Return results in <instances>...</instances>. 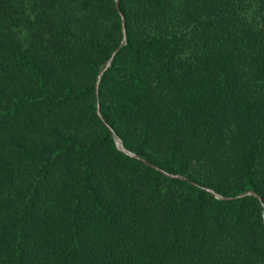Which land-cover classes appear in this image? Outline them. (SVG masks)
Instances as JSON below:
<instances>
[{
	"label": "trees",
	"instance_id": "1",
	"mask_svg": "<svg viewBox=\"0 0 264 264\" xmlns=\"http://www.w3.org/2000/svg\"><path fill=\"white\" fill-rule=\"evenodd\" d=\"M117 7L0 0V264H264V0Z\"/></svg>",
	"mask_w": 264,
	"mask_h": 264
},
{
	"label": "water",
	"instance_id": "2",
	"mask_svg": "<svg viewBox=\"0 0 264 264\" xmlns=\"http://www.w3.org/2000/svg\"><path fill=\"white\" fill-rule=\"evenodd\" d=\"M114 4H115V8H116V10H117V12H118V14H119V16H120L121 39H120V41H119L117 47L111 52L110 57L106 60L104 66L102 67L101 70H99V72H98V74H97V76H96V81H95V93H96V90H97L98 81H99V78H100V75H101L102 71H103V70L109 65L112 56H113L114 53L119 49V47H121V46L124 44V41H125V38H124V20H123V17H122V15H121V13L118 11L117 0H114ZM96 114L98 115V117L101 118L100 113H99L97 107H96ZM111 133H112V138H113V142H114L115 147H116L119 151H121L122 153H124L125 155H127V156H129V157H133V158H135V159H137V160H140L141 162H143V163L146 164V165H150V166L153 167L154 169L160 171V172H161L163 175H165V176H168V177H175V178H184L183 176H181V175H179V174H170V173H167V172L161 170L160 168H158V167H156V166H154V165L149 164L145 159L141 158V157L138 156L137 154H135V153H133V152L127 150L126 148H124V146L122 145V143H121L119 137L116 136L115 133H114L113 131H111ZM206 190H207L210 194H212L215 198H217V199H227V198H231V197H224V196H221L220 194L214 192L213 190H211V189H209V188H206ZM240 195H253V196H255V197L257 198V200L260 201L261 206H263L262 203H261L260 197H259L257 194H255L253 191H245V192H243L242 194H239V195L234 196L233 198H235V197H237V196H240ZM261 216H262V220H263V222H264V210H262Z\"/></svg>",
	"mask_w": 264,
	"mask_h": 264
}]
</instances>
